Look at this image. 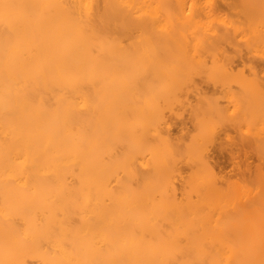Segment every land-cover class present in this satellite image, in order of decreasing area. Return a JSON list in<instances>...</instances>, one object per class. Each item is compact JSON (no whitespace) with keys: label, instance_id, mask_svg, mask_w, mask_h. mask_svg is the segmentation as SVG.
I'll use <instances>...</instances> for the list:
<instances>
[{"label":"bare ground","instance_id":"6f19581e","mask_svg":"<svg viewBox=\"0 0 264 264\" xmlns=\"http://www.w3.org/2000/svg\"><path fill=\"white\" fill-rule=\"evenodd\" d=\"M260 60L264 0H0V264H264Z\"/></svg>","mask_w":264,"mask_h":264},{"label":"rangeland","instance_id":"374dc122","mask_svg":"<svg viewBox=\"0 0 264 264\" xmlns=\"http://www.w3.org/2000/svg\"><path fill=\"white\" fill-rule=\"evenodd\" d=\"M225 9L227 10L226 7H225ZM243 58H244V62H243ZM243 58H241L240 56H238V58H236V62L234 63V65H236V66H234L235 69H233V70H234V72H235V70H237L238 72H239V70H241V72L247 71L245 73V75L250 76L252 73L251 69H249V67H248V65L250 63L248 62L249 64L246 65L247 64V63H245V60L247 61L246 55ZM261 61L262 60H260L257 63L259 65H263L264 62H261ZM261 63H263V64H261ZM235 73H237V72H235ZM248 74H250V75H248ZM262 74H263V76L261 74H260V76L264 78V72H262ZM196 79L202 84L201 85L202 91L207 92L209 94V96H210V94L212 96H215V97H216L215 94H217V96H218V94L223 96L224 92L222 93V91H221V89L223 90V87L222 88L220 86L218 87L219 84L214 86V85H212L213 83L211 84V82L206 83L205 79H203L199 76ZM202 80L205 82H203ZM219 92H221V93H219ZM193 97L195 98L194 100H196V98H197L196 96L192 95L191 96L192 99L190 98V100H192V103L194 102ZM217 98H219V97H217ZM220 98L222 99L221 96H220ZM221 101L225 102V100H223V99ZM190 120H191L190 112L188 110L185 111L183 114H181L179 116V118H176V119L174 118L172 120V122H173L172 131H173L174 136L178 137V136H182L186 133H189V129H190V132H191V130L193 131L194 124ZM226 129H224V130H226L227 132L224 133V130L221 131V135H220V137H218L217 142H215L211 146V151H212L211 154L213 155V161L216 163L218 169L221 170V173L223 175H225L226 177H228L232 180H238L243 175L249 176L251 174V172L254 171L256 166H259L261 164V161H260V159H258V156L256 153H254L252 150H250V149H248L242 145V143H243L241 141L242 137L240 136L238 130L231 128V127L226 128ZM238 140H239V142H238ZM213 146H214V148H213ZM233 155H235V157Z\"/></svg>","mask_w":264,"mask_h":264}]
</instances>
